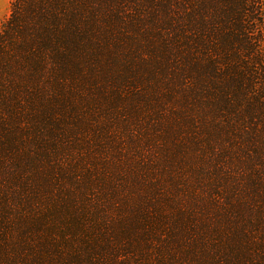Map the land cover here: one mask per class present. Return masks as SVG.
Instances as JSON below:
<instances>
[{
	"label": "trees",
	"instance_id": "obj_1",
	"mask_svg": "<svg viewBox=\"0 0 264 264\" xmlns=\"http://www.w3.org/2000/svg\"><path fill=\"white\" fill-rule=\"evenodd\" d=\"M0 264H264V0H13Z\"/></svg>",
	"mask_w": 264,
	"mask_h": 264
},
{
	"label": "rangeland",
	"instance_id": "obj_2",
	"mask_svg": "<svg viewBox=\"0 0 264 264\" xmlns=\"http://www.w3.org/2000/svg\"><path fill=\"white\" fill-rule=\"evenodd\" d=\"M13 0H0V27L10 15V7Z\"/></svg>",
	"mask_w": 264,
	"mask_h": 264
}]
</instances>
